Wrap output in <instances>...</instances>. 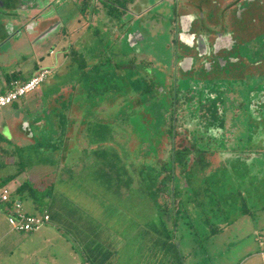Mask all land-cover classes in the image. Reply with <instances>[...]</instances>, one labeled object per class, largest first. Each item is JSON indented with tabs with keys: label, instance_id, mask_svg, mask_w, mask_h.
<instances>
[{
	"label": "flooded vegetation",
	"instance_id": "flooded-vegetation-1",
	"mask_svg": "<svg viewBox=\"0 0 264 264\" xmlns=\"http://www.w3.org/2000/svg\"><path fill=\"white\" fill-rule=\"evenodd\" d=\"M11 1L14 5L16 0H0V8L4 10L7 2ZM16 2L21 5L24 14L17 19L14 16V20L6 23L1 10V43L17 40L18 46H27L46 38L63 23L60 12L74 4L78 15L68 20L72 22H65L56 33L66 42L61 50L63 61L69 68L75 61L78 63L79 71L85 75H82V81L88 76L90 90L98 97L104 96L107 89L113 90L112 85L105 88L109 76L112 75L115 82H124V76L131 79L132 92L127 93V97L130 94L134 100L136 111L133 108L129 116L140 117L146 123L147 133L154 135L153 141L149 142L157 145L155 148L160 150L163 145L155 159L157 167L158 164L163 166L157 170H163L159 176L149 175L157 178V186L152 181L153 185L149 182L147 185L151 186L144 188L146 181L133 178L135 187H131L137 194L149 193L157 209H162L164 213L172 212L174 217L176 213H182V201L176 197L184 194H177L172 189L178 184L184 186L180 182L181 176L187 180L185 185L189 184V171L196 173L194 176L197 177L198 170L193 169L198 162L204 166L197 177L201 182L206 178L209 180L208 176L215 171L230 168L236 162H264V0ZM55 4L60 7H55ZM103 15H107L108 20H104ZM105 40L111 41L113 47L105 46ZM125 41L128 46L133 44L134 50L130 53L121 51ZM148 42L161 45L162 64L156 61L158 56L148 54L151 51L144 53L142 45ZM106 49H113L114 52ZM101 51L106 54H99ZM93 53L97 59L91 63L89 58ZM123 63L131 64V75L127 69L123 72ZM132 65H135L134 69ZM45 67L49 72L42 84L54 73V68L41 66L33 70L34 74ZM109 67L111 69H107ZM123 82L119 83L120 86L118 84L119 87L115 86L114 91H127ZM67 88L73 91V88ZM56 95L58 97L59 93ZM57 97L50 100L48 115L50 111L51 120L47 124L35 120L41 123L37 126L39 136L40 133H53L50 138H41V147L47 150V147L55 145L59 156L57 160L62 158L71 169L89 171L119 163V151L114 157L106 151L103 157L99 155L95 160L89 157L76 161L73 153L63 150L70 134L75 131L76 117H72L70 112L71 103L67 106ZM41 104L48 108L49 102L41 99ZM37 106L39 104L35 108ZM140 112L142 114H138ZM16 118L20 125L23 124L22 118ZM5 128L6 125H3L0 132ZM130 128L133 129L124 125L123 129ZM22 130L31 133L29 123H24ZM180 133L187 138V144L177 145ZM95 149L99 153L105 151L104 146ZM84 152L88 153L85 149ZM134 166L138 167V164ZM60 167L58 177L61 183L64 177ZM143 169H146L145 166ZM149 169L156 170V167L154 165ZM263 171L260 174L262 177ZM217 179L221 181L222 178ZM65 183L68 181L62 182L63 185ZM201 185L204 186L203 183ZM254 186L256 195L248 190L241 191V195L245 201L254 198L252 201L257 207L246 203L242 215L254 217L264 208V204L261 206V202L264 203V184L257 181Z\"/></svg>",
	"mask_w": 264,
	"mask_h": 264
},
{
	"label": "rangeland",
	"instance_id": "rangeland-1",
	"mask_svg": "<svg viewBox=\"0 0 264 264\" xmlns=\"http://www.w3.org/2000/svg\"><path fill=\"white\" fill-rule=\"evenodd\" d=\"M16 1L14 5L12 1L7 2V8L4 10L0 8L5 22L14 16L17 19L20 14H24L21 5L19 6ZM54 6L60 7L57 4ZM76 10L77 6L73 4L72 7L61 11L63 23L60 27L46 38L32 42L31 45L18 46L17 40L0 42L1 76L12 78L16 74L26 78L36 67L41 66H49L55 70L35 91L15 103L0 107V128L2 129L5 123L7 126L5 132L0 133H6L7 136L9 133V139L15 140L21 147V155H15V151H11L15 145L12 143L5 146L8 142L4 140V143L3 139H0V147L10 150L7 153L0 152V167L13 164V169L17 170L19 158L22 157L23 162L29 165H26L24 173L28 171L34 176L44 175L41 178L44 190L52 182L56 185L52 198L44 200L54 213V220L40 230L45 233L43 239L46 236L48 242L41 246L38 239L29 241L23 245L25 252L17 250L13 256L0 261V264H30L28 260L25 263L23 259L27 258V253L35 249H40L37 254L47 257V264H75L76 258L84 260L86 255H91L89 251L91 247L95 255V252L106 244L111 245V249L118 248V244H123L124 239L126 242L120 250V255L134 257V260L149 259L154 260V264L158 258L163 262L168 260L169 264H172V260H175V264H237L249 252V248L257 244L260 236L255 232L264 223L263 216L259 217L260 214L253 217L241 213L245 210L246 203L248 206L257 207L252 201L254 198L245 201L241 191L248 190L252 195H256L254 186L256 182L264 184V176H260L264 162L260 160L236 162L230 168L215 171L208 176L209 180L206 178L202 182L197 177L201 175L204 166L198 162L193 169L198 170L197 177L195 178L196 173L193 171L187 174L191 176V180L188 181L191 186L185 185L187 180L181 176L180 182L184 186L178 184L172 189L177 194H184L176 197L178 201H182L180 203L182 213H176L175 217L172 212L164 213L162 209H157L149 193L137 194L132 188L135 187L132 184L133 178L146 181L144 188L153 185L152 181H155L154 186H157V178L149 175L159 176L163 170L162 168L157 170L163 166L158 164L157 167L155 162L156 155L162 151L163 145L160 150L155 148L157 145L149 142L153 141L154 135L147 133L146 123L142 122L140 117L129 116L133 108V111H136L134 100L130 94L127 97V93L132 92L130 87H133L129 77L124 76V82L120 80L115 82V78L109 76L105 88L112 85L113 90L107 89L104 96L98 97L90 90L89 77L86 76L82 81L85 75L79 71L78 63L75 61L69 68L63 61L61 50L66 42L63 38L57 37L56 33L65 22H72L68 20L75 19L78 15ZM102 18L108 20L107 15H103ZM104 43L105 46L109 45V48L113 47L109 40H105ZM132 45L131 43L128 46L125 41L121 51L130 53L134 50ZM142 46L144 53L151 51L148 54L158 56L156 61H160L161 45L148 42ZM52 50L54 52H51ZM106 50L114 52L113 49ZM99 54L105 55L106 52L101 51ZM90 56L92 58H89V62L96 61L95 53ZM130 65L123 63L121 68H124L123 72L127 69L131 75ZM132 66L134 69L135 65ZM2 81L0 84H5V80ZM120 82L124 83L127 91L124 89L120 90L121 93L114 91L115 86H120ZM67 87L73 88V91ZM54 96L61 98L67 106L70 102V112L72 117L73 115L76 117L75 131L70 134L68 144L63 150L73 153L76 161L89 157L95 160L99 155L103 157L106 151L111 152V156L114 157L119 151L117 159L119 163L89 171L75 167L71 169L62 158L61 161L57 160L59 156L55 145L50 146L52 148L47 147V150L41 147L40 143L43 142L41 138L43 140L50 138L53 133H40V137L37 126L41 123L47 124L51 120V112L49 111L48 115V109ZM41 99L49 102L48 108L47 105H40ZM38 104L39 106L35 108ZM148 108L144 109V113ZM16 117L22 118L23 124L29 123L32 140L22 130L23 124L15 121L18 119ZM36 119L41 123L35 121ZM124 125L132 126L133 129H123ZM148 135L149 137L151 135V138ZM183 135L180 133L178 136L177 145L187 144V138L185 139ZM98 146H104L105 151L97 152L98 149L95 148ZM59 147L61 148V145ZM84 149L88 153H85ZM195 159L198 161V158ZM136 164L138 167L134 166ZM154 165L156 170H150L149 168ZM59 166L64 177L62 182L68 181L65 185L59 181ZM144 166L146 169H143ZM10 170L12 166L7 169L0 168V178ZM218 177L222 178L221 181L217 179ZM149 182H152L150 186L147 185ZM262 204L264 203L261 202ZM175 205L178 207V202ZM71 213L74 217H71ZM70 217L74 224L70 223ZM225 222L229 225L223 228ZM54 228L61 229L62 234L50 232V229ZM142 244L144 245L140 252H143V255L136 259L137 255H133V252L137 251L134 246L140 247ZM84 247L86 250L83 251ZM117 256L115 253L112 254V258Z\"/></svg>",
	"mask_w": 264,
	"mask_h": 264
},
{
	"label": "crops",
	"instance_id": "crops-1",
	"mask_svg": "<svg viewBox=\"0 0 264 264\" xmlns=\"http://www.w3.org/2000/svg\"><path fill=\"white\" fill-rule=\"evenodd\" d=\"M32 75H33V71L30 73V75L28 77H26V78L19 77L17 79L24 81V80H27L28 78H30ZM15 76H16V74H14L12 78H7V77L0 75V82L2 80H5V84H3V85L0 84V90L1 91L6 90L5 92H7L9 90V88L11 87L12 81L16 80V78H14ZM5 92H3V93H5ZM15 121H17V119ZM4 125H6V124H4ZM3 132H5V131L3 130ZM0 134L4 138L11 141L14 145L17 144V143H15L16 142L15 140L9 139V137H10L9 133H8L9 137L7 135H5L6 133H0ZM26 136L29 138L31 137L30 133L29 134L27 133ZM9 166H12V170H10L6 175H3L0 178V185H1V180L3 178H5L11 174H14L16 172V170L13 169V166H14L13 164L12 165H5V166H2L0 168L7 169ZM42 176H44V175L34 176L33 173H29L28 171L25 173L22 172L14 180L10 181L6 185H1V186L8 187L12 193L24 180L29 179L31 181L36 182L37 185L41 189H43L45 186L43 184H41ZM20 202L22 203L24 211L28 214L38 215L44 211V210H37L36 206L34 205V200L32 198H29V197L25 198L24 197ZM9 208H12V206H10L6 202L1 201V199H0V261L5 259L6 257L13 256L17 250H21L22 252H25L23 245L29 241H33L34 239H38L41 246H44L48 242L47 241L48 238L46 236L43 239V235L45 233L40 232V230L44 226H46L47 224L44 225L43 227H41L38 231H35L32 233H22V232L13 231L9 222H8V215H9L8 210H9ZM80 211L81 210H79V212ZM258 214H260L259 217L263 216V218H264V208H262V210H260L259 212L255 213L254 217H256ZM72 216H73V213H71V217ZM71 217H70V219H71L70 223L74 224V221L72 220ZM53 220H54V217L52 216V221ZM225 224L223 225V228H225V227H227V225H229L227 222H225ZM60 230L61 229H59V228H57V229L54 228V230L50 229V232L53 231V232L59 233L61 235L62 232ZM258 231H261V232H258ZM255 233L260 236L258 241H257V244L254 246H251L249 248V252H247L245 254V256H243L238 261L237 264H264V223H262L258 227V229L256 230ZM42 240H43V242H42ZM125 242H126V240L124 239V243ZM123 244H118L119 247L115 248V249L114 248L111 249V245H109V244H106V246L102 245L104 247L102 249H99L97 252H95V255H93V253H92L93 247H91L89 249L91 255L88 254L90 256V260H91L90 262H92L93 264H154L153 263L154 260L137 259L141 255H143V252H140V251L142 250V247L144 244H142L140 247L134 246V248L137 251L133 252V255L134 256L137 255L136 256L137 260H134V257H131V256L120 255V250L124 247ZM82 250L84 251V250H86V248L84 247ZM39 252H40V249H38V250L35 249L31 253H27L26 255H28V256L26 259H23V261L26 263V260H28V262H30V264H37V263L38 264H47V261H46L47 257L42 256V254H37ZM113 253H115L118 256L116 258H112ZM29 255H31V256L29 257ZM30 258H32V260H30ZM35 258L38 260L36 261ZM79 261L83 262L84 260H80L77 258L74 260L75 264ZM156 262L157 263H155V264H169L168 260L166 262H163V261H159V258H158V260H156ZM172 264H175V260H172Z\"/></svg>",
	"mask_w": 264,
	"mask_h": 264
},
{
	"label": "built area",
	"instance_id": "built-area-1",
	"mask_svg": "<svg viewBox=\"0 0 264 264\" xmlns=\"http://www.w3.org/2000/svg\"><path fill=\"white\" fill-rule=\"evenodd\" d=\"M49 69L47 67L38 70L27 80H13L11 88L0 94V107L7 106L18 99L26 96L28 93L35 91L44 82ZM11 190L8 187L0 185V199L8 202ZM8 222L13 231L17 232H34L46 225L50 221V214L44 212L40 215L28 214L24 211L22 203L17 201L12 208L8 210ZM76 264H89L85 262H77Z\"/></svg>",
	"mask_w": 264,
	"mask_h": 264
},
{
	"label": "trees",
	"instance_id": "trees-1",
	"mask_svg": "<svg viewBox=\"0 0 264 264\" xmlns=\"http://www.w3.org/2000/svg\"><path fill=\"white\" fill-rule=\"evenodd\" d=\"M20 76L16 75L14 78H19ZM11 88V87H10ZM9 88V89H10ZM6 91V90H5ZM5 91H1L0 90V94L5 92ZM0 139H3V142L5 143V141L8 142V144L5 143V146H9L10 144H12L11 141H8V139L4 138L1 134H0ZM5 140V141H4ZM20 146L18 144L15 145L14 149H12L11 151H15V155H21L20 154ZM0 152L2 153H7L10 152L9 149L3 147H0ZM22 158V157H21ZM19 158V168L16 170V172L14 174H11L5 178H3L1 180V185H6L8 184L10 181L14 180L17 176H19L27 166L25 162H23V160ZM27 165V166H26ZM54 188L55 185L52 183L50 184V186L47 187L46 190L41 189L36 182L31 181L29 179L24 180L10 195V199L8 203L10 206H14V204L17 201H21L24 197H29L32 198L34 200V205L36 206L37 210H44L43 212H41L40 214L44 213V212H48L50 214V221L48 223H50L52 221V216H54V213L51 212L49 205H47L48 202H45L44 200H50L53 196L54 193ZM38 214V215H40ZM52 214V215H51ZM47 223V224H48ZM38 231V230H37ZM35 232V231H34ZM22 233H32V232H22ZM90 257L88 255L85 256V259L83 262L85 263H89V264H93L92 262H90Z\"/></svg>",
	"mask_w": 264,
	"mask_h": 264
}]
</instances>
